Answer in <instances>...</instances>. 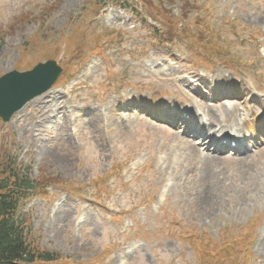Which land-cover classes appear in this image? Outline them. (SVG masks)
Returning a JSON list of instances; mask_svg holds the SVG:
<instances>
[{
  "label": "rangeland",
  "instance_id": "1",
  "mask_svg": "<svg viewBox=\"0 0 264 264\" xmlns=\"http://www.w3.org/2000/svg\"><path fill=\"white\" fill-rule=\"evenodd\" d=\"M263 21L264 0H0V76L61 68L0 120L1 152L48 182L19 206L32 243L59 257L46 264H264V143L238 161L198 151L193 166L214 173L180 179L178 128L112 107L154 94L204 110L181 92L217 74L214 90L264 99Z\"/></svg>",
  "mask_w": 264,
  "mask_h": 264
},
{
  "label": "trees",
  "instance_id": "2",
  "mask_svg": "<svg viewBox=\"0 0 264 264\" xmlns=\"http://www.w3.org/2000/svg\"><path fill=\"white\" fill-rule=\"evenodd\" d=\"M166 35L173 33L168 30ZM27 171L0 150V264H46L58 258L32 243L29 223L19 213L20 203L48 183L31 180Z\"/></svg>",
  "mask_w": 264,
  "mask_h": 264
},
{
  "label": "bare ground",
  "instance_id": "3",
  "mask_svg": "<svg viewBox=\"0 0 264 264\" xmlns=\"http://www.w3.org/2000/svg\"><path fill=\"white\" fill-rule=\"evenodd\" d=\"M67 1H69V0H65V2H67ZM196 78L198 81L205 84L204 83L205 79L202 76H200V74H197ZM213 78L216 79L215 83H212L213 85H222V84L226 85L224 79H222L221 81L219 80L220 76H218V74L216 76H214ZM183 81H184V79H183ZM191 81H195V80H191ZM216 82H218L219 84H217ZM209 86H210V84H209ZM188 90H190V89L188 88ZM192 90L195 91L196 89L193 88ZM232 94H237V92H235L233 89L217 90L216 92H214V95L216 97H220L221 95L231 96ZM150 97L152 98V101H150L149 104L148 103L144 104V110L149 111V112H153L155 109H157V106H158L157 102L159 101V98H157L155 95H150ZM223 99H225V98H223V97L216 98V100L218 101L215 103L216 105L209 103L208 105H205V109L203 111L200 108H198V110L201 111L202 115L204 117H207L206 122H202V123H204V126L202 125L201 128H202V130H204L205 127L212 128L213 129L212 136L215 135L216 133L223 132L225 130H226V132H230L232 134L235 133L236 131H239V130L241 131V130H243V125L246 122L247 112L241 108V105H240L241 103L236 99L229 102V103L220 101ZM137 101H139V100L137 99ZM168 105H170L173 108L172 104H168ZM25 106H27V104ZM115 106H116V102H115V105L112 106L113 109ZM249 114L251 115V112H249ZM173 119H178V118H173ZM246 127L249 131H254V129H255L254 125L250 122L248 124H246ZM191 132H195V131H191ZM200 139H202V137ZM189 141H192V140H189ZM194 142H196V144L188 142V141L185 142V146H183V150H185L186 153L184 151L182 152V154L184 153L183 155H185L184 160H180L177 158L172 159V165L176 166V168H177L176 174H177V177H180V179H182V178L184 179L187 176H192L194 178V173L196 172V170H199L197 172L198 178H204V176H206L205 179H207L208 175L214 173L213 170H208L206 167H201V168L197 169L196 167L193 166V161L198 160V158H200V156L198 157V151H199V146L202 145V143L199 141H194ZM203 146L204 145H202V147ZM202 150L205 151V152H203V155H202V158L204 160H206L208 162H213V161L220 162L219 161L220 159L218 157H215V155H213L209 152H206V150H207L206 148H203ZM214 152L217 153V150L214 149ZM243 154L244 155H243V157H241V159L245 160L248 153L245 152ZM233 159L235 161L239 160L237 157H235ZM236 159H238V160H236ZM163 160H165V159H163ZM167 160L169 161L168 158H167ZM169 181H171V179H169ZM218 185H219V182L214 179V175H213L210 178V180L205 184L206 193H204L203 196L201 194L199 195L201 205H202V203H207V202L210 203L216 198L211 193L213 192V189ZM211 188H212V190H211V192H209L208 190ZM216 204H217V200L214 203V205H208V206H204V207L205 208H207V207L214 208ZM219 205L220 204H217L216 206L219 207Z\"/></svg>",
  "mask_w": 264,
  "mask_h": 264
},
{
  "label": "water",
  "instance_id": "4",
  "mask_svg": "<svg viewBox=\"0 0 264 264\" xmlns=\"http://www.w3.org/2000/svg\"><path fill=\"white\" fill-rule=\"evenodd\" d=\"M60 68L52 60L38 63L30 71H10L0 77V118L8 121L28 100L47 91Z\"/></svg>",
  "mask_w": 264,
  "mask_h": 264
}]
</instances>
